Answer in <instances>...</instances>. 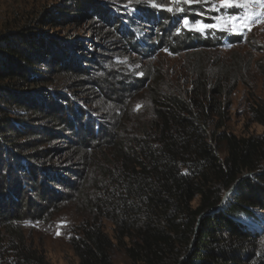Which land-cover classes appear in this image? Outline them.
<instances>
[{"label":"trees","instance_id":"16d2710c","mask_svg":"<svg viewBox=\"0 0 264 264\" xmlns=\"http://www.w3.org/2000/svg\"><path fill=\"white\" fill-rule=\"evenodd\" d=\"M91 13L104 12L75 0L46 12L39 23L71 25ZM34 30L0 35V264H48L20 228L64 201L51 186L65 181L35 168L34 152L64 139L77 154L86 153L85 141L93 137L81 110L50 91L54 78L84 77L89 67L77 62L69 42ZM222 35L218 41L241 42ZM195 43L211 47L210 40ZM208 85L198 78L188 98L174 91L155 97L153 118L98 150L105 157L88 202L92 219L69 239L79 264H114L117 250L129 264H264V132L238 137L219 131L217 99L227 100L232 90L220 79ZM249 119L264 128V104L250 105ZM38 121L51 128L30 124ZM99 219L112 225L111 237Z\"/></svg>","mask_w":264,"mask_h":264},{"label":"rangeland","instance_id":"374dc122","mask_svg":"<svg viewBox=\"0 0 264 264\" xmlns=\"http://www.w3.org/2000/svg\"><path fill=\"white\" fill-rule=\"evenodd\" d=\"M74 1L0 0V35L25 28L36 33L34 28H39L54 40L69 42L77 62L89 67L84 77L54 78L50 87L66 96L87 119L93 132L92 138H84L88 151L77 154L71 143L56 139L34 152L38 154L32 162L35 168L58 174L65 181L55 186L49 183L64 201L43 220L29 221L20 228L26 244L42 253L48 264H79L69 239L92 219L88 202L105 157L103 149L98 150L141 120L153 118L155 97L174 91L188 98L198 78L208 81L209 88L220 79L232 91L227 100L217 99L222 118H213V122L223 124L219 131L238 137L264 132L249 119L250 105L264 104V0H234L231 7H224L222 0H88L104 13H91L71 25L39 23L46 12ZM158 22L161 26L156 27ZM201 24L215 27L201 31ZM242 25L246 26L238 30ZM222 34L241 42L218 41ZM207 40L211 47L198 49L195 42ZM24 117L27 122L28 116ZM30 124L51 128L40 121ZM57 130L75 143L69 132ZM99 223L111 237L112 225L103 219ZM112 260L129 264L118 250Z\"/></svg>","mask_w":264,"mask_h":264},{"label":"snow or ice","instance_id":"6c2138e0","mask_svg":"<svg viewBox=\"0 0 264 264\" xmlns=\"http://www.w3.org/2000/svg\"><path fill=\"white\" fill-rule=\"evenodd\" d=\"M185 2L190 3L191 0H185ZM222 3H223V6H224V7H231V6H233V4H234V0H222ZM236 6H238V7H245V5H243V4H236ZM168 10L171 11L172 9L169 8ZM177 10H179V9H177ZM243 19H244V17H231V18H230V20H236V21H240V20H243ZM250 19H251V18H249V22H250ZM184 23H185V24H188V21L185 20ZM244 26H246V25H242V26H241V29H238V30H242V27H244ZM208 27H215V26H210V25L201 24V25H200V30L203 31L204 29H206V28H208Z\"/></svg>","mask_w":264,"mask_h":264},{"label":"water","instance_id":"95a60500","mask_svg":"<svg viewBox=\"0 0 264 264\" xmlns=\"http://www.w3.org/2000/svg\"><path fill=\"white\" fill-rule=\"evenodd\" d=\"M244 177H245V176H244ZM232 189H233V188H231L228 192L225 193L224 198H223V201L226 199V196H227L228 194L232 193Z\"/></svg>","mask_w":264,"mask_h":264}]
</instances>
